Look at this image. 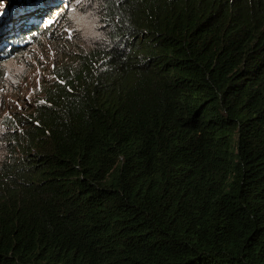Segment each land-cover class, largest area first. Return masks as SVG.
Returning a JSON list of instances; mask_svg holds the SVG:
<instances>
[{
    "label": "trees",
    "instance_id": "1",
    "mask_svg": "<svg viewBox=\"0 0 264 264\" xmlns=\"http://www.w3.org/2000/svg\"><path fill=\"white\" fill-rule=\"evenodd\" d=\"M75 1L0 0V61L23 52L12 20ZM96 13L93 44L2 120L0 264H264V0Z\"/></svg>",
    "mask_w": 264,
    "mask_h": 264
},
{
    "label": "rangeland",
    "instance_id": "2",
    "mask_svg": "<svg viewBox=\"0 0 264 264\" xmlns=\"http://www.w3.org/2000/svg\"><path fill=\"white\" fill-rule=\"evenodd\" d=\"M0 8L4 9L2 2ZM96 9L97 0H78L66 8L63 4L59 15L58 12L54 16L46 13L36 26H33L31 19L12 20V25L19 29L16 36L24 37L23 52L0 61V129L4 128L2 120L5 116L16 112L26 113L33 107L53 80L57 64L73 61L93 44L100 28ZM0 13L1 34V26L8 24L10 19L4 17L3 10ZM48 16L51 18L48 19ZM23 23L24 27L28 25L33 29L21 36ZM7 30L12 31V28H4L1 36ZM51 30L57 40H52Z\"/></svg>",
    "mask_w": 264,
    "mask_h": 264
},
{
    "label": "clouds",
    "instance_id": "3",
    "mask_svg": "<svg viewBox=\"0 0 264 264\" xmlns=\"http://www.w3.org/2000/svg\"><path fill=\"white\" fill-rule=\"evenodd\" d=\"M1 27H3V26H1ZM29 29H30V27H29ZM3 30H4V28H3ZM23 39H24V37H21V38L19 37L18 38L17 36H14V37H12L9 40L8 44L5 47H7L8 49H10L12 51H15V50H18V49L22 50L23 49V45H22L23 44Z\"/></svg>",
    "mask_w": 264,
    "mask_h": 264
},
{
    "label": "bare ground",
    "instance_id": "4",
    "mask_svg": "<svg viewBox=\"0 0 264 264\" xmlns=\"http://www.w3.org/2000/svg\"><path fill=\"white\" fill-rule=\"evenodd\" d=\"M12 2V1H11ZM24 31H27V29H24ZM23 32V31H22ZM24 33V32H23Z\"/></svg>",
    "mask_w": 264,
    "mask_h": 264
},
{
    "label": "snow or ice",
    "instance_id": "5",
    "mask_svg": "<svg viewBox=\"0 0 264 264\" xmlns=\"http://www.w3.org/2000/svg\"><path fill=\"white\" fill-rule=\"evenodd\" d=\"M0 14H2V13H0Z\"/></svg>",
    "mask_w": 264,
    "mask_h": 264
}]
</instances>
